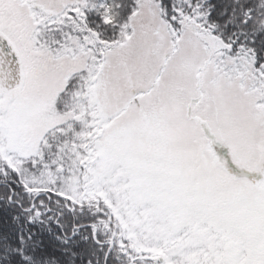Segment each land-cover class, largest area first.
<instances>
[{
    "label": "snow or ice",
    "instance_id": "6c2138e0",
    "mask_svg": "<svg viewBox=\"0 0 264 264\" xmlns=\"http://www.w3.org/2000/svg\"><path fill=\"white\" fill-rule=\"evenodd\" d=\"M0 264H264V0H0Z\"/></svg>",
    "mask_w": 264,
    "mask_h": 264
}]
</instances>
